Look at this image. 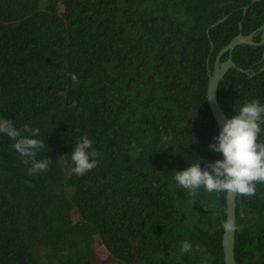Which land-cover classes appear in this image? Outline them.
I'll return each mask as SVG.
<instances>
[{
    "label": "trees",
    "instance_id": "16d2710c",
    "mask_svg": "<svg viewBox=\"0 0 264 264\" xmlns=\"http://www.w3.org/2000/svg\"><path fill=\"white\" fill-rule=\"evenodd\" d=\"M250 3L0 0V117L38 128L35 159L49 160L30 172L0 135V264H224L226 193L193 195L172 170L220 158L208 148L218 132L208 70L239 24L248 35L264 23V0ZM262 50L234 48L249 74L230 69L219 82L227 118L264 103ZM81 136L97 162L77 175L70 152ZM235 204V262L264 264V183Z\"/></svg>",
    "mask_w": 264,
    "mask_h": 264
},
{
    "label": "clouds",
    "instance_id": "9594fccd",
    "mask_svg": "<svg viewBox=\"0 0 264 264\" xmlns=\"http://www.w3.org/2000/svg\"><path fill=\"white\" fill-rule=\"evenodd\" d=\"M39 132L38 128H29L27 125L22 131L12 119L0 117V135L14 141L13 148L25 158V163L30 164L29 171L33 173L46 170L49 163L48 158L35 159L37 150L45 147L44 141L37 138ZM262 132L264 103L259 99H251L240 104L223 121L208 145L211 151L220 154V158L212 161H206L203 157L192 158L186 167L172 170L173 180L193 195L201 188L213 193L254 195L257 183H264V142L259 139ZM95 155L92 141L87 136H81L71 147L72 172L82 175L91 170L97 162ZM185 159L187 161L188 158ZM236 227L231 219L221 224L224 231H234ZM191 247V243L185 240L179 251L188 253Z\"/></svg>",
    "mask_w": 264,
    "mask_h": 264
},
{
    "label": "water",
    "instance_id": "95a60500",
    "mask_svg": "<svg viewBox=\"0 0 264 264\" xmlns=\"http://www.w3.org/2000/svg\"><path fill=\"white\" fill-rule=\"evenodd\" d=\"M256 1L260 0H251L250 4H253ZM248 8V6L244 7V11ZM225 18H222L212 24L210 27H214L221 23ZM238 34L234 36L223 48H221L215 56L213 69L210 72L208 70V82L206 88V100L210 110V113L217 125L218 131L220 129L221 124L227 117L224 112L221 110L220 106L217 103V88L219 82L222 80L226 72L230 69H235L241 73L249 74L248 70H243L237 67L232 60V52L236 46L239 45H249V46H263L261 61H264V23L258 27L255 31L251 32L248 35L241 34V25L238 26ZM260 33L259 42H254L253 38ZM213 46L211 43L210 53L207 57L206 64L208 59L212 53ZM227 53L228 58L224 62H220V58L223 54ZM264 70V64L260 68L259 72ZM254 72H252V75ZM237 193H226L225 195V212L226 217L225 220L231 219L235 223V200ZM234 231H224L221 238V247L223 253V262L224 264H236L234 259Z\"/></svg>",
    "mask_w": 264,
    "mask_h": 264
}]
</instances>
